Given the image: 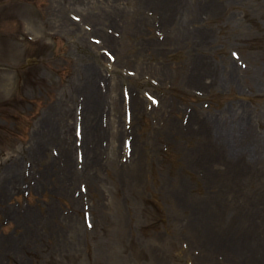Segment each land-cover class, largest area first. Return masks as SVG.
I'll return each instance as SVG.
<instances>
[{
  "label": "rangeland",
  "instance_id": "rangeland-1",
  "mask_svg": "<svg viewBox=\"0 0 264 264\" xmlns=\"http://www.w3.org/2000/svg\"><path fill=\"white\" fill-rule=\"evenodd\" d=\"M184 2L187 23L155 0H0V264H233L215 250L235 243L221 237L229 221L257 222L245 252L264 240V156L230 130L250 126L264 154V0ZM109 5L128 25L99 28L122 47L83 18ZM88 71L107 95L94 163L82 151L93 106L76 86ZM131 92L144 104L128 112ZM108 111L123 130L113 143Z\"/></svg>",
  "mask_w": 264,
  "mask_h": 264
},
{
  "label": "bare ground",
  "instance_id": "bare-ground-1",
  "mask_svg": "<svg viewBox=\"0 0 264 264\" xmlns=\"http://www.w3.org/2000/svg\"><path fill=\"white\" fill-rule=\"evenodd\" d=\"M152 1H154V0H143V2H152ZM165 1H166V3L164 5L163 0H155L154 9L157 12H160V14L162 15L161 11H163L165 9V6L168 7L173 3V9H170V10H173V12L175 14L179 13V16H178V20L180 21L179 23H187L186 20L191 21V19H189L186 16L185 10L181 7V5L184 7V3H185L184 1L185 0H165ZM105 10L106 11H104L102 16H100L101 18H103V20L98 19L96 14H94V13L91 15L90 10L86 11L85 16L83 18H84V20H88L92 24L91 25L92 27L96 28V31H98V34L100 35V37L104 41L112 42L114 45L122 47L123 45H125V43L123 42V38H120L122 35L119 38L113 37L110 34L104 33L103 29L101 27L99 28V26L102 23H105V25H112L117 29L121 28L124 30V29H126L128 24L125 22L124 19L121 18L120 11L118 9H116V6L109 5ZM133 13H138V9H135ZM116 16H119L118 21L116 20ZM135 16H137V14ZM170 17H171V15H168V13L165 14V19H167L166 22L169 21ZM141 19H142V22L139 21L138 17L136 18L138 25L140 23H146V26H147L148 24H150L153 17H149V16L145 17L144 16V18H141ZM137 23H136V27H137ZM67 24L71 25V27H77L79 25L78 23H74L71 20H69V22H67ZM77 30H78V28H77ZM84 32L87 33L86 31H84ZM89 45L92 46V44H89ZM115 48H116V51H117V49H120L119 47H115ZM117 52L120 53L119 51H117ZM117 56L119 57V54H117ZM222 71L227 76H231L235 72V70H229L227 67H222ZM91 74L92 73H90V71H88L87 75L83 77L84 79L83 80L81 79L82 80L81 83L76 85V86H78L79 90L81 91V94H78L77 99H78L79 95H83L82 99L81 100L79 99V101L82 103H85L86 106H93V107H90L86 110L87 114L84 118L85 125H89V121H91V123H92V125L89 126L90 132L88 131V129H85V132L83 131V133L81 132L82 137H83L82 139L86 142V145H84L82 147L83 155H85V159L87 161L86 163H94V161L97 160L95 158L96 153H97L98 149L101 148L100 147L101 136L99 133V129H101V125H102L101 124V114L102 113L99 116H97L98 115L97 110L99 112L102 111V110L100 111V109H99L101 107V102H103L104 98L106 99V97H107L106 94H103L102 88L99 87L100 85L97 83V79L96 78L91 79V77H92ZM88 102L90 104H88ZM142 104H144L143 99L141 97L138 98L136 95L131 93L129 109L135 111V110H137L138 105H142ZM64 114L68 115L69 110H65ZM106 114H107V119L109 118V122L106 125L108 128L106 127V129L103 133L107 134V138L108 137L110 138L111 143H113L112 139L114 137H116V139L119 141L121 136L123 135V130H122V128L119 129L116 126L117 130H115L116 132L114 133L113 127L115 124L118 123V121L114 120L113 117L110 118V116H109L110 111H108ZM58 120L60 121V117H58ZM93 124H94V126H93ZM235 126L236 125H233V128H231L230 130L234 131V132L237 131ZM108 133H109V135H108ZM243 133L245 135L244 139H245L246 143H252L253 145H256L258 150L257 151L254 150V154L258 153L259 154V161L262 162L261 158L264 156V154H262L260 156V153L258 151L261 150V148L256 143V139H255L253 133L251 132L250 126H247V130H245ZM247 136H248L249 140L248 139L246 140ZM89 137H92L93 140L89 141ZM245 141H242V142H245ZM66 145H68L69 147L63 146L64 147L62 149L63 158H64V160H66L68 162V168L72 167L75 170V168H74L75 165L73 164V161H72V151H73L72 148L73 147L71 144L70 145L66 144ZM132 145H133V142H132ZM115 150H117V153H119L120 152L119 146L115 147ZM89 153H90V156L88 157L87 154H89ZM242 156L246 157L243 154H242ZM246 158H248V157H246ZM261 165H263V163L258 165V167ZM206 173H207V176L210 175L208 171H206ZM195 212H196V210H195ZM200 212H201V210L197 209L196 214H198ZM196 214H194L193 216L202 217L201 215H196ZM257 216H258V218L262 219L261 225L258 226L257 229H263L264 212L262 213V216H260V214ZM227 224H228L227 227L222 228V230L224 229L223 231H226V234L221 233L222 240L230 238V239H233L235 243H231L232 241L230 242L229 240L228 241H226V240L221 241L220 240V243L218 242V245L215 248V250H219V253L222 255L220 257V254H219V257L222 258L225 256L227 258H230L233 264H239L242 261H244L243 262L244 264H264V249H263L264 243H260L257 246V248L253 249L251 252H245V249H244V247H245L244 246V241H245L244 236H246V234H248L249 232L253 231V229H255L257 222H253L251 228L247 232H245V230L239 228V225L241 227L242 224H238V222H236L234 224L235 226L237 225V227H235V228L232 226L230 221ZM218 228H220V226ZM243 233H245V235H243ZM238 234H241V236L238 237ZM248 243H249L248 246L251 247L252 246L251 244L253 242H248ZM198 255H199V253H198ZM207 256L208 255H205V253L204 254L202 253L199 256L201 258L202 264H212V263H207L209 260L207 258Z\"/></svg>",
  "mask_w": 264,
  "mask_h": 264
}]
</instances>
